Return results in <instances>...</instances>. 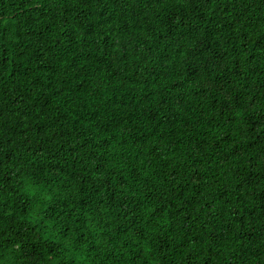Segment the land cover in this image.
<instances>
[{"label": "trees", "instance_id": "obj_1", "mask_svg": "<svg viewBox=\"0 0 264 264\" xmlns=\"http://www.w3.org/2000/svg\"><path fill=\"white\" fill-rule=\"evenodd\" d=\"M0 264H264V0H0Z\"/></svg>", "mask_w": 264, "mask_h": 264}]
</instances>
